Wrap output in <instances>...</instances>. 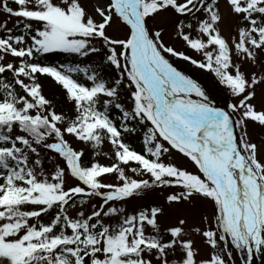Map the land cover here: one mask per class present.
<instances>
[{"label": "snow or ice", "instance_id": "6c2138e0", "mask_svg": "<svg viewBox=\"0 0 264 264\" xmlns=\"http://www.w3.org/2000/svg\"><path fill=\"white\" fill-rule=\"evenodd\" d=\"M0 17V264H264V0H0Z\"/></svg>", "mask_w": 264, "mask_h": 264}, {"label": "rangeland", "instance_id": "374dc122", "mask_svg": "<svg viewBox=\"0 0 264 264\" xmlns=\"http://www.w3.org/2000/svg\"><path fill=\"white\" fill-rule=\"evenodd\" d=\"M0 19H2V17H0ZM154 23L157 24H161L163 23V21L161 20L160 17H157L156 20L154 21ZM221 29L224 32L225 35H227L228 31H229V20L227 17H225L224 21L221 23ZM111 33V30H109ZM168 31L170 32V28L168 29ZM122 34V33H121ZM165 40L167 41V35L165 36ZM177 47L179 48V44H177ZM185 51H187L185 49ZM191 54V53H190ZM196 58H199L198 56ZM180 63V67L184 68V69H188L189 72L188 74H193L195 77H200L201 73L199 70L194 69V68H190L189 65L183 63V62H179ZM201 83L203 85H205L206 87L211 88V96L210 99H212L213 103L218 106V107H226V104L229 102H232V98L227 94V92L223 89L222 86H220L219 88L216 87H212V82L211 80L208 79V77H204L201 80ZM45 94L46 95H58L59 94V90L55 88L54 85L49 84L48 87H46L45 89ZM250 134L252 133L251 128L249 129ZM138 148V145L136 146ZM103 150H107V145L104 146ZM102 156V155H101ZM98 156L96 157L100 162H102V157ZM103 158H105L103 156ZM178 162L179 161L178 159ZM173 189L170 188H161L158 189L154 192L149 193V198L157 204H163L164 203V195L170 191H172ZM237 264H239V261L237 260ZM255 264H260V261L257 260L255 261Z\"/></svg>", "mask_w": 264, "mask_h": 264}]
</instances>
